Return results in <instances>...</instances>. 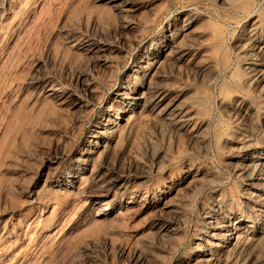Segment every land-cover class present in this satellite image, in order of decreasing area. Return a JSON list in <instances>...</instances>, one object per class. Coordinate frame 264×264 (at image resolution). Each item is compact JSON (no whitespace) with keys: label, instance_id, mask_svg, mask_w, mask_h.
<instances>
[{"label":"rangeland","instance_id":"374dc122","mask_svg":"<svg viewBox=\"0 0 264 264\" xmlns=\"http://www.w3.org/2000/svg\"><path fill=\"white\" fill-rule=\"evenodd\" d=\"M252 33L264 38V0H0V264H201L205 212L217 199L244 209L256 182L245 170L253 151L241 150L264 119V88L243 70ZM168 35L175 46L154 80L164 102L192 110L199 133L154 105L81 173L75 158L95 123ZM225 246L208 264H264V245Z\"/></svg>","mask_w":264,"mask_h":264},{"label":"bare ground","instance_id":"6f19581e","mask_svg":"<svg viewBox=\"0 0 264 264\" xmlns=\"http://www.w3.org/2000/svg\"><path fill=\"white\" fill-rule=\"evenodd\" d=\"M186 23H189V21H187ZM257 26H258V23L256 22V24L252 27L253 28L252 30H254ZM249 30L247 31L248 33H249ZM260 31H262V30H260ZM252 34H254V33H252ZM259 36H257V35L254 34L252 37H250V39H248L249 41H248V46L247 47H248V50L250 51V54H247V51L248 50L246 51V54L248 56L249 55L250 56L244 62V64H243V70H245L246 71L245 73H247L250 76V78H248V79H250V82H253L254 84H257L258 87H260L261 89H263L264 88V38H261ZM173 46H175V42L171 38V35L166 36V39L164 41L163 46L158 47L159 49H157V51L154 52V53H156L155 56H153V57L151 56L150 58L148 57L149 60L147 61V63L150 66V70L149 71L146 70L147 68H145V66L143 67V62L145 61V59H147V56H148L147 55L148 54L147 51H146L147 54H143L141 58L137 59L134 62L132 71L135 73V76H134L135 78L133 80H131L130 77H129L130 79H128V77H127V79L125 78L126 80H123L122 81V84H120L117 92L115 93L114 102L116 103V107H114V108L112 107L111 108V114L109 115V117H105L102 120H100L97 123H95L94 127L92 128L90 138L88 140L86 139L88 141V143H89L88 145H90V147L88 146V148L85 149V151H86L85 153H87V154H84L82 152L83 154L80 153L75 158L76 159L75 160L76 163H78L77 164L78 169L81 170L80 171L81 173L84 174V172L86 170H88L87 168H88V165H89L88 164L89 160H92V162H94L95 156L92 159L91 157H88V154L89 153H91L93 151H96V153L99 152V153H101L102 158H103L105 156L104 154L108 150L111 149V147L113 146V144H115L117 142V139L120 137V134H123L124 135V134L129 133L131 131V129L134 127L135 123L143 116L144 112H146L147 110H150L149 108L150 107H153L154 105H157V106L158 105L159 106L162 105L159 108L160 119H164V120L168 121L171 125H173L179 131L180 130L181 131L182 130H185V131L186 130H190L192 132L191 134L193 136H195V137L197 136V133H199V129H200L201 124L198 123V121H197V123L196 122L193 123V114L191 113L192 110L189 109L188 105H187L188 108L181 106L178 103V101L177 102H169V101L168 102H164L165 101V94H166L165 89L167 88V86H165L163 84H162L163 86L160 85V84H158V82L161 81V80H159V81L154 80L155 77L157 78V76H156L157 74H156L155 71L158 72V70L156 68L158 66L157 63L159 62L160 57H162V55L166 52L167 49H169V48H171ZM176 47H177V45H176ZM178 47H179V45H178ZM149 48H152V47L149 46ZM177 48H175V49H177ZM173 53L171 51V54H173ZM176 58H179V56H177ZM182 59H183V57H182ZM202 73H203V71H202ZM164 86L166 87L165 89L163 88ZM197 90H199V89H197ZM166 91H167V89H166ZM241 103L242 102H240V105H242ZM184 104H185V102H184ZM237 104H239V103H237ZM227 106H229V105H227ZM234 107L232 108L233 110H234ZM238 107H239V105H238ZM245 107H247V106H245ZM245 107H244V109H245ZM236 109H237V106H236ZM226 110H229V109L226 108ZM241 110H243V109H241ZM238 111H236V112H238ZM246 112H248V111H246ZM251 112H250V114H251ZM242 114H243V111H242ZM110 116H113L115 119H117L116 120L117 122H115L113 120L114 118L111 119ZM247 118H248V115H247ZM243 120L246 121V119H243L242 118V121ZM248 120H250V119H248ZM120 121L121 122L123 121V123H120L119 125H121V126H120V128H118L116 126H117L118 122H120ZM238 122H240V121H238ZM252 124H251V126H252ZM262 124H263L262 130L259 127L261 133L258 132V133H260L259 140H255L254 141L252 139L253 134H251V133L249 134V132H248L246 134L248 136V138L241 145V150L244 153L245 152H248L249 150H252L253 151V152L251 151L252 153L249 154L250 157L247 158V163H245V170L247 169L246 170L247 171L246 172L247 179L249 181L250 180H256V182H254V181L253 182H250V183H253V184H251L252 191L247 192V193H249L247 195L245 194L246 196H245V202H244V207L243 208L246 209V210H248V211H250V212H252V215L251 216H254L255 215V217H253L252 219H247L245 217V215H244V213H245L244 212V209L234 208V207H233V209H231V207H230V210H228V205H229L228 202L227 201H224V200L217 199V201L213 204L212 208H210V210L207 209L208 211L205 212V216H204V221H203L204 226L202 225L204 229L202 230V233L204 234L205 237H207L209 239V241H205V244L203 246L197 248V251L195 253V256H196L197 261L199 263H201V264H208V262H213L214 260H217V261L218 260H221V259H219L216 256L217 253L215 254L214 251L215 250H218L219 251V250L225 248L226 247L225 246V243H230L231 246H233V248L236 250V251L235 250L234 251L235 252L238 251L239 253H240V251H241V253L250 251L251 249H253L252 246H257L258 247L259 245H264V153H262V150L264 149V119H263V123ZM240 125H241L240 129H243V131L245 130V128H247V126H245V123L244 122L242 124H240ZM251 126H249V127H251ZM169 127H171V126H169ZM117 128L120 129V130H118ZM173 130H174V128H173ZM257 131H258V129H257ZM182 133H184V132H182ZM252 133H254V132H252ZM255 134H257V132ZM198 138H199V136H198ZM256 138H258V137H256ZM243 139H241V140H243ZM223 141H224V139H223ZM257 145H259V146H257ZM88 158H90V159L88 160ZM103 160H105V159H103ZM109 163H110V160H109ZM92 164L93 163H91V165ZM104 165L106 166L107 164H104ZM89 167H91V166L89 165ZM97 167L99 168V166H97ZM240 168H242V167H240ZM75 173H76V171H75ZM93 173H95V171ZM103 173H105V170H104ZM108 173H107V175H108ZM116 174L117 173H115V176H117ZM98 175H97V177H98ZM101 175H102V172H101ZM112 176H107V178H105V179L108 180V183L111 184V185L112 184H115V182H117V179L114 176L113 177ZM68 177L70 178L71 182H75L76 181L75 179H77V178H75L76 175H74L73 173L70 176L68 175ZM94 177H93V179H94ZM78 178H79V176H78ZM89 179H91V178L89 177ZM104 181H106V180H104ZM106 183H107V181H106ZM250 183H248V184H250ZM60 185H59V187H60ZM105 185H107V184H105ZM131 203H133V202H131ZM173 208H175V207H173ZM106 209H107L106 207H103V211H106ZM228 211H229V213H228ZM248 215H249V213H248ZM217 216H218V220L216 218ZM245 218H246V220H245ZM243 223L244 224L246 223V226H245V227H247L246 229H244V228L242 229V227H243L242 224ZM170 225H171V223H170ZM166 230H167V228H166ZM254 251L257 252V250H254ZM262 251H263V249H262ZM256 252H253L252 251L253 254L256 253ZM220 255H219V257H220ZM246 255H247V253H245V255H243V257L246 256ZM248 255H249V253H248ZM253 257L255 258V256H253ZM252 259H251V257H249L248 260L246 259L247 260V261H245L246 264H253L252 263V261H253ZM259 260H257V261H259ZM254 261L256 262V260H254ZM226 262L229 264L230 261H226ZM221 263H223V262H221ZM234 263H232V264H234ZM259 263H257V264H259ZM254 264H256V263H254Z\"/></svg>","mask_w":264,"mask_h":264}]
</instances>
